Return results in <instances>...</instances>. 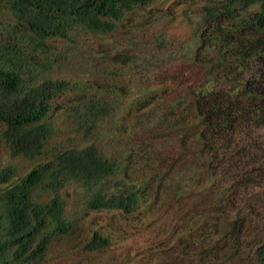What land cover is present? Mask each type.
I'll return each mask as SVG.
<instances>
[{
	"label": "trees",
	"instance_id": "16d2710c",
	"mask_svg": "<svg viewBox=\"0 0 264 264\" xmlns=\"http://www.w3.org/2000/svg\"><path fill=\"white\" fill-rule=\"evenodd\" d=\"M192 1L188 41L112 50L154 0H0V264L148 227L120 264H264V0Z\"/></svg>",
	"mask_w": 264,
	"mask_h": 264
},
{
	"label": "rangeland",
	"instance_id": "374dc122",
	"mask_svg": "<svg viewBox=\"0 0 264 264\" xmlns=\"http://www.w3.org/2000/svg\"><path fill=\"white\" fill-rule=\"evenodd\" d=\"M192 0H154L144 11H141L140 18L145 15L156 14L152 23L146 24L143 28H132L129 31L126 27L116 30L111 36L96 39V47L112 48V50L132 49L139 40L147 42L155 40L157 37L165 38L166 46L174 48L181 42L188 41L192 35L196 18L195 10L198 8ZM189 14L186 19L185 15ZM148 20V19H147ZM189 20V21H188ZM128 30V31H127ZM95 41V40H94ZM142 47L136 50L141 51ZM185 63L163 64L164 69L160 75L176 74L186 65ZM166 68V70H165ZM191 76V73H189ZM193 75V73H192ZM264 138V129L261 131ZM156 228L148 227L140 233L134 241L128 242L125 246L111 249L106 254H89L82 249H71L68 245L56 244L50 253L45 264H120L126 261L129 255L133 254L137 247L143 248L153 239Z\"/></svg>",
	"mask_w": 264,
	"mask_h": 264
}]
</instances>
